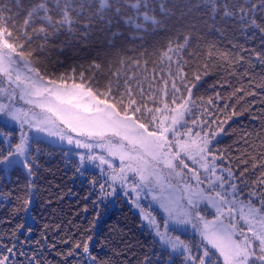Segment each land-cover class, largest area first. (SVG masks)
Here are the masks:
<instances>
[{
	"label": "snow or ice",
	"instance_id": "6c2138e0",
	"mask_svg": "<svg viewBox=\"0 0 264 264\" xmlns=\"http://www.w3.org/2000/svg\"><path fill=\"white\" fill-rule=\"evenodd\" d=\"M203 7L213 21L231 19L264 36V0H203ZM168 16L165 0H0V124L11 129H0V172L34 176L33 145L44 134L87 181L94 206L122 196L138 210L155 249L140 264H264V132L258 144L243 137L242 150L220 147L225 125L251 110L246 97L260 96L264 105V50H222L214 41L193 48L192 25L156 59H120L103 82L83 66L49 71L51 38L81 21L85 31L98 20L140 32L165 26ZM213 70L223 75L205 101L200 90ZM259 112L264 127V107ZM16 200L14 212L27 213L31 190ZM24 227L0 236V264H49L42 251L23 250L31 247L19 241ZM89 232L57 253L64 264H109L93 254Z\"/></svg>",
	"mask_w": 264,
	"mask_h": 264
},
{
	"label": "trees",
	"instance_id": "16d2710c",
	"mask_svg": "<svg viewBox=\"0 0 264 264\" xmlns=\"http://www.w3.org/2000/svg\"><path fill=\"white\" fill-rule=\"evenodd\" d=\"M29 2L30 0H24L25 6ZM165 2L169 8V16L165 26L158 28L148 25L146 31L138 32L123 23L109 26L94 20L86 31L83 27L84 21L71 32L61 31L52 37L48 44L49 71L70 73L71 68L75 67L79 71L80 66H83L84 69H89V74L96 75L103 82L110 69L115 71L119 67L120 59L136 58L140 60L141 65L145 59H156L157 50H162L170 38L175 39L192 25H195L193 35L198 37L193 40V48L197 44L203 47L206 41H214L222 50L238 51V48H232L233 44L264 50V36L258 31H242L237 22L221 19L219 16L215 21L209 19L203 7V0ZM195 4H200L201 7L192 8L191 5ZM94 61L102 67L92 73L89 66ZM148 67L151 75L152 64L149 63ZM256 71H260L259 67ZM222 75L221 71L213 70L206 78V83L200 90L205 101L215 91L210 85ZM261 99L260 96L246 97L251 110H244L241 115L233 117L228 125H225L229 128V135L223 137L220 145L222 149L228 146H232L234 151L237 148L244 149L242 138L245 136L250 141L259 143L257 134L264 132L259 112V109L264 107ZM0 129L8 130L1 124ZM33 147L38 149L39 164L34 176L28 177L22 170H10L8 175L0 172V193L11 194L8 198L0 195V236H6L15 225L23 223L24 229L17 234L19 241L27 239L31 243V247L25 244L23 250L29 255L33 249L42 251L43 258L49 264H64L65 257L57 253H66L72 242L80 239L86 229H90L89 234L93 236V254L109 261V264H140L145 255L154 253L152 236L128 203L119 197L117 206L106 215H101L100 206H94L92 203L95 196L90 194L88 183L80 181L61 148L45 140L34 144ZM29 189L32 200L29 211L14 212L17 206L16 196L27 198ZM85 207L88 211H84ZM97 212L100 214L98 222L92 226L89 221L96 217ZM28 213L31 215L30 222ZM28 228L32 229L31 234H28ZM62 240H67L68 243H61ZM36 241H41L39 248ZM53 243L55 248L47 247Z\"/></svg>",
	"mask_w": 264,
	"mask_h": 264
},
{
	"label": "rangeland",
	"instance_id": "374dc122",
	"mask_svg": "<svg viewBox=\"0 0 264 264\" xmlns=\"http://www.w3.org/2000/svg\"><path fill=\"white\" fill-rule=\"evenodd\" d=\"M21 104H22V102H21ZM2 126H4L3 124H1ZM5 127V126H4ZM9 131L11 130V129H8ZM13 135H16V133L15 132H13ZM41 136L43 137L42 138V140H45V141H47V142H50V143H53V144H55L56 146H59V144L55 141V139L54 138H49V137H46V136H44V134H41ZM60 147V146H59ZM9 172H10V170H9ZM8 172V173H9ZM8 173L7 174H5V175H8ZM79 177V176H78ZM79 179H80V181L83 183V182H87L86 180H84L83 178H81V177H79ZM121 198L126 202V203H128L129 204V202H128V200L127 199H125V198H123L122 196H121ZM118 199H119V197L118 198H114L113 200H112V202L111 203H108L107 204V207H104V206H100V213H101V215H106L111 209H113L115 206H117V203H118ZM143 203L145 204V206H147L149 203H150V199L149 200H145V201H143ZM129 206L132 208V210L140 217V215H139V213H138V210L136 209V208H134V207H132L130 204H129ZM153 208H155V205H153ZM30 213H28V215H27V218H28V222H30L31 221V219H30ZM102 217V216H101ZM143 225V224H142ZM143 227L148 231V229L143 225ZM90 247H91V249H92V244H90Z\"/></svg>",
	"mask_w": 264,
	"mask_h": 264
}]
</instances>
